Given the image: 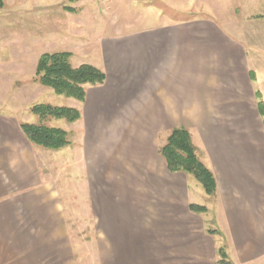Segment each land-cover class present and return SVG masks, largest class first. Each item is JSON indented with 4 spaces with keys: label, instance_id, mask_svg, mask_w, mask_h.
<instances>
[{
    "label": "rangeland",
    "instance_id": "1",
    "mask_svg": "<svg viewBox=\"0 0 264 264\" xmlns=\"http://www.w3.org/2000/svg\"><path fill=\"white\" fill-rule=\"evenodd\" d=\"M194 18L216 19L221 24L228 21L227 26L232 20L233 26L240 28L237 33L229 30L235 38L264 49V0H3L0 5V115L37 122L30 110L36 103L71 106L82 112L72 123L49 121L68 130L72 142L64 149L47 152L45 158L47 176L54 172L61 187L65 223L73 234L80 264H100L99 238L86 200L90 194L85 191L90 180L96 181L95 173L89 178V167L97 165L102 168L103 181L116 185L115 196L127 191L135 197H172L173 192L177 196L175 184L182 183L190 202L208 207L207 212L191 216V256L197 257L196 247L204 244L209 255L206 264H216V251L226 244L234 264H247L242 252L245 237L240 240L234 231L244 234L246 230L241 225L234 229L230 217L232 199L236 203V196L240 198V188L230 176L235 166L242 164V158L232 155L233 148L245 143L237 135L250 128L230 122L232 117L216 107L213 96L203 92L198 78L181 62L180 45L164 43L167 29H177L175 22ZM244 33L250 38L245 39ZM147 35H152L153 42L145 54L156 61L150 68L149 62L147 67L144 62L141 66L152 74L145 76L134 61L120 67V50L126 48L124 56L130 53L133 57L129 50H133L134 39ZM63 50L72 52L75 66L92 63L108 75L105 83L86 86L85 101L58 95L34 79L39 57ZM260 69L254 67L262 76ZM167 78L172 81L167 87L171 106L165 112L171 119L165 124L150 123V110L139 108V104L164 99ZM100 99V108L93 113L94 103ZM181 124L190 130L200 158L220 177L214 195H208L183 172H155L151 154H156L171 129ZM250 131L262 134L264 128L261 131L256 120ZM55 163L57 169L52 171ZM209 228H219L223 235H212ZM152 242L155 245L156 239Z\"/></svg>",
    "mask_w": 264,
    "mask_h": 264
},
{
    "label": "crops",
    "instance_id": "2",
    "mask_svg": "<svg viewBox=\"0 0 264 264\" xmlns=\"http://www.w3.org/2000/svg\"><path fill=\"white\" fill-rule=\"evenodd\" d=\"M225 22L222 25L207 18L175 22L177 29H167L164 43L171 47L174 43L180 45L181 62L190 75L198 78L203 92L213 96L218 102L216 107L232 117L230 122L250 128L246 134L237 135L242 144L245 141L243 146L232 150V155L242 158V164H237L230 176L240 188V198L236 196V203L232 199L230 217L233 228L241 225L246 230L243 234L234 228L240 240L245 237L242 252L247 264H264V124L258 109V102L264 101V74L259 76L254 70L257 66L264 71V49L235 38L229 30L237 33L240 28L234 27L232 20L229 26ZM244 34L245 39L250 38ZM152 38H135L133 50H129L133 57L130 53L124 56L126 48L120 50L119 66L134 61L140 66L144 62L145 67L149 62L150 68L156 60L145 52ZM142 69L141 66L140 72L145 76L152 74L150 69ZM170 80H165L164 99L139 104V108L150 110V123L165 124L171 119L165 112L171 106L167 97ZM257 92L261 97L256 96ZM102 100L94 103L93 113L99 110ZM256 120L262 134L250 131ZM20 123L16 117L0 115V264H80L71 240L73 234L65 223V204L57 175L46 173L47 152L59 150L31 143ZM159 147L156 154H151L156 162L155 172L166 169L171 175L181 173L168 170ZM56 169L55 163L52 171ZM101 169L99 165L89 167V178L95 173L96 181L90 180L85 187L99 238L100 264H206L209 255L204 244L196 247L197 257L191 256V216L201 213L191 211L192 202L187 190L185 196L182 183L175 184L177 196L173 192L172 197H135L127 191L115 196L116 185L103 181ZM216 177L219 189L220 177ZM149 215L151 218L147 219ZM153 239L155 245L151 244ZM199 241L198 238L197 244Z\"/></svg>",
    "mask_w": 264,
    "mask_h": 264
},
{
    "label": "trees",
    "instance_id": "3",
    "mask_svg": "<svg viewBox=\"0 0 264 264\" xmlns=\"http://www.w3.org/2000/svg\"><path fill=\"white\" fill-rule=\"evenodd\" d=\"M0 5H3V0H0ZM34 79L39 84L51 88L58 95L85 101L87 98L86 86L105 83L107 74L92 63L75 66L72 63V52L63 50L43 53L37 61ZM256 96L261 97V94L257 92ZM258 109L260 115L263 116L264 124L263 101L258 102ZM30 110L38 117V121H23L20 126L31 143L49 150H61L71 144L69 131L61 126L51 125L49 121L65 119L72 123L82 117L80 109L51 103H36L31 106ZM159 153L164 158L170 172H183L194 178L208 195L217 193L216 174L200 158L198 147L186 126L173 127L167 135L165 143L159 147ZM190 209L195 213L208 211L207 206L194 202L190 204ZM207 232L212 235L216 233L223 235L219 228H209ZM216 253L218 264H234L226 244L220 245Z\"/></svg>",
    "mask_w": 264,
    "mask_h": 264
}]
</instances>
